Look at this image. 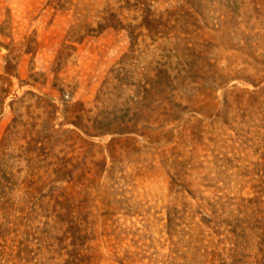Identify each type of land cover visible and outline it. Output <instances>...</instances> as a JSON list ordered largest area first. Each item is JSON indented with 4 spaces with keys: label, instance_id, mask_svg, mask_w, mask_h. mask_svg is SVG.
<instances>
[{
    "label": "rangeland",
    "instance_id": "rangeland-1",
    "mask_svg": "<svg viewBox=\"0 0 264 264\" xmlns=\"http://www.w3.org/2000/svg\"><path fill=\"white\" fill-rule=\"evenodd\" d=\"M0 264H264V0H0Z\"/></svg>",
    "mask_w": 264,
    "mask_h": 264
},
{
    "label": "trees",
    "instance_id": "trees-1",
    "mask_svg": "<svg viewBox=\"0 0 264 264\" xmlns=\"http://www.w3.org/2000/svg\"><path fill=\"white\" fill-rule=\"evenodd\" d=\"M3 86L0 87V92H4L5 95L7 94V91H6V88H2ZM5 95H0V112L2 110V106H3V102H4V98H5Z\"/></svg>",
    "mask_w": 264,
    "mask_h": 264
}]
</instances>
